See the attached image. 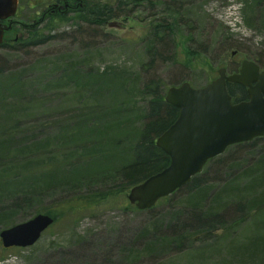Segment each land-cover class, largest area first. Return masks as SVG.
Masks as SVG:
<instances>
[{
	"label": "rangeland",
	"instance_id": "374dc122",
	"mask_svg": "<svg viewBox=\"0 0 264 264\" xmlns=\"http://www.w3.org/2000/svg\"><path fill=\"white\" fill-rule=\"evenodd\" d=\"M117 1L99 3L116 7ZM135 2L126 16L113 18L124 27L57 17L42 32L51 38L21 49L15 43L43 11L22 0L17 19L27 26H15L9 45L0 47V231L39 210L58 219L34 245L0 253V264H264V139L255 149L230 146L202 178L152 212L132 207L130 189H121L151 89L166 94L184 81L204 86L223 62L229 73L244 59L264 69V0ZM239 162L242 169L232 166ZM96 190L122 192L70 213L67 200ZM189 205L195 220L224 212L231 224L244 212L254 216L227 232L226 223L216 225L215 235L194 239L192 249L182 248L174 232L142 236L152 221L179 226ZM167 243L174 248L152 253Z\"/></svg>",
	"mask_w": 264,
	"mask_h": 264
},
{
	"label": "water",
	"instance_id": "95a60500",
	"mask_svg": "<svg viewBox=\"0 0 264 264\" xmlns=\"http://www.w3.org/2000/svg\"><path fill=\"white\" fill-rule=\"evenodd\" d=\"M17 7L18 0H0V44L11 28L1 20H12ZM109 26L119 28L120 22L110 21ZM228 83L247 87L249 99L234 102ZM165 100L179 109L175 122L156 140L170 164L130 189L128 199L140 210L154 207L160 198L189 183L229 146L264 136V70L253 60L245 59L233 74L221 67L219 76L201 87L188 81L171 86ZM53 223L54 217L39 213L1 230L2 244L6 248L32 246Z\"/></svg>",
	"mask_w": 264,
	"mask_h": 264
},
{
	"label": "trees",
	"instance_id": "16d2710c",
	"mask_svg": "<svg viewBox=\"0 0 264 264\" xmlns=\"http://www.w3.org/2000/svg\"><path fill=\"white\" fill-rule=\"evenodd\" d=\"M150 2L153 3L152 1ZM134 3H136L135 0H131V1L130 0H119L117 6L114 8L108 7V6L100 7L95 15L90 14V16L87 17V21H89V23H96L95 25L97 26L102 25L108 20L114 18L115 14L118 11L123 12L124 6L126 5L131 6ZM48 27L40 26V24L30 25L26 31L27 34L22 39H19L18 42L15 43L16 47L21 48V49L23 47L27 48V47L39 44L40 42H43L51 38L50 35L42 34V32L48 30ZM49 28L51 30V27ZM8 45L9 43L5 42L2 45H0V47H6ZM2 70L3 69L0 65V74L2 73ZM228 89L235 101H241V100L247 99L246 88L243 87L242 85L228 84ZM151 90L153 92V96L149 99V102H148V110H147V116H146L147 122L143 128L141 139L136 144L135 158L125 168H123L121 172V177L124 179V182H125V185H123L121 189L125 188V191L133 187L135 184L145 180L150 175L161 171L162 169H164L170 164V157L160 147L157 146L156 139L172 123L175 122V120L177 119L179 115V109L171 105L165 100V95H166L165 92L159 91L156 89H151ZM99 108L100 107H96V108H93L92 110H98ZM261 139H264V138L259 137V138L254 139L253 141L236 144L235 146L243 147V146L252 145L251 148L249 149H252V148L255 149V146L257 145L256 144L257 141ZM245 154L249 155L250 152H247ZM213 160H215V158L211 159L210 161H213ZM218 163L219 164H216L217 165L216 172L219 169H221L222 168L221 166L223 165V163L221 165L219 161ZM236 165L240 166L242 169V164L240 162L234 163L232 166L235 168ZM261 174H264V172ZM202 177H203V172L194 176L192 180L189 183H187L184 187L188 185L190 186L193 183H196L199 180V178H202ZM248 184L251 185L250 181ZM184 187H182L181 189H183ZM181 189H179L178 191H180ZM201 189H206V188L203 187ZM201 189H199L198 192ZM121 192L122 191L120 190H116V191L115 190H96V191L91 192L88 195H82L81 197L71 198L67 200L66 206L69 209L70 213L74 214L76 212L91 209L93 206L105 204L111 201L112 198L119 196ZM239 201H244V200L242 199ZM190 203H193V202H189V204ZM199 203L200 202H196L193 205L195 207H198ZM257 206L259 207L260 205H257ZM254 207H256V204H254ZM154 208L155 207L145 210V211L152 212L154 211ZM262 208L264 207H261L260 209ZM190 211H191L190 215L182 223H180L179 226L170 227L171 225L168 224L166 225L167 227H164V226L160 227L157 221H152L149 224V226L145 228L144 232L142 233V236L145 237V236H148V234L150 235L151 233L156 235L157 233H160L161 231H164V230H165L164 232H169V231L174 232L175 236L176 235L180 236V246L182 248L185 247L186 249H192L193 248L192 242L194 239H197V240L201 239L203 242H205L207 238L215 235L214 228L216 225L226 223V226L224 227L227 232V231L233 230L237 225L244 222L246 218L248 217L251 218L254 216L252 215V212L251 213L247 212L248 214L244 212L245 214L243 213L239 217V219H237V221L235 220L236 222L228 224L227 223L228 221H226V218H225L226 214L224 212L223 214L221 213L222 215H216L215 217L212 216L211 219H208L207 216L200 214L201 218H199V220H195L197 217H193V211H197V210L193 208V209H190ZM37 213H41V210L37 211ZM47 214H50L54 217L55 219L54 223L57 221L58 219L57 214H54L50 211H48ZM257 214L259 213L257 212ZM3 224L7 226L10 225L9 222L3 223ZM207 226L208 228L205 229ZM192 234H193V237H192ZM172 246L169 243L164 244L160 247L155 248L152 253L156 255H163L167 251H170L172 248H174ZM149 248H150V244L148 245L147 249ZM12 249H15V248H12ZM8 250L10 249H5L1 245V242H0V253L4 251H8Z\"/></svg>",
	"mask_w": 264,
	"mask_h": 264
},
{
	"label": "flooded vegetation",
	"instance_id": "af4514ba",
	"mask_svg": "<svg viewBox=\"0 0 264 264\" xmlns=\"http://www.w3.org/2000/svg\"><path fill=\"white\" fill-rule=\"evenodd\" d=\"M31 0H28L30 2ZM36 4L38 3L42 8L43 11L41 15L39 16V19L33 23V25L40 24V26H47L49 25L50 21L53 18L57 17H70L72 15H79L82 22H85L90 25H95L96 23H89L87 21V17L90 16V14H96L98 9L100 8L99 0H32ZM119 0L117 1L118 4ZM22 0H19V6L17 10V14L12 20H5V23L12 24V29L7 32V37H9V33L13 32L15 29V26H27V24L22 23L17 19L20 13V7H21ZM105 6L114 8L113 5H109V3H106ZM123 12H117L116 14L118 16H126V9L129 8V5H126L123 7ZM120 22V27H124L126 24L124 21H118ZM107 25H109L108 22H106ZM110 27V26H109ZM19 37V36H18ZM240 69V68H239ZM236 70L235 72L239 71Z\"/></svg>",
	"mask_w": 264,
	"mask_h": 264
},
{
	"label": "bare ground",
	"instance_id": "6f19581e",
	"mask_svg": "<svg viewBox=\"0 0 264 264\" xmlns=\"http://www.w3.org/2000/svg\"><path fill=\"white\" fill-rule=\"evenodd\" d=\"M116 17H118L117 14H115V17H114V18H116ZM5 42H7V41H5ZM5 42H4V43H5ZM2 44H3V43H2ZM2 44H0V45H2ZM156 140H157V139H156ZM196 175H198V174H196ZM196 175H195V176H196ZM191 180H192V179H191ZM141 182H142V181H141ZM139 183H140V182H139ZM137 184H138V183H137ZM135 185H136V184H135ZM179 189H180V188H179ZM179 189H177V190H176L175 192H173L171 195H173L174 193H176ZM171 195H170V196H171ZM160 200H162V198H160V199L157 201V203H156L155 206H157V204H158V202H159Z\"/></svg>",
	"mask_w": 264,
	"mask_h": 264
}]
</instances>
